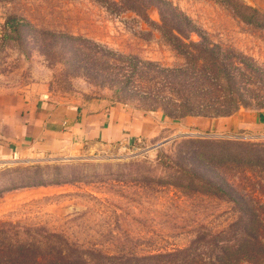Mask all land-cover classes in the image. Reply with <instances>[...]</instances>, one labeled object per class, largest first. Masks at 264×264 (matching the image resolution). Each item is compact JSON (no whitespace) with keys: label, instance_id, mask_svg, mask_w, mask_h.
Segmentation results:
<instances>
[{"label":"rangeland","instance_id":"obj_1","mask_svg":"<svg viewBox=\"0 0 264 264\" xmlns=\"http://www.w3.org/2000/svg\"><path fill=\"white\" fill-rule=\"evenodd\" d=\"M85 1L0 0V91L46 80L59 101L107 98L172 118L264 112V28L225 2L161 0L196 31L178 40L170 27L188 26L169 20L176 12L158 0H149L146 18L119 0ZM244 1L264 11V0ZM11 17L24 24L10 30ZM252 146H264V127L0 163V246L84 264H201L224 245L264 239V152L245 149ZM204 168L212 178H197ZM247 218L262 221L254 234Z\"/></svg>","mask_w":264,"mask_h":264},{"label":"crops","instance_id":"obj_2","mask_svg":"<svg viewBox=\"0 0 264 264\" xmlns=\"http://www.w3.org/2000/svg\"><path fill=\"white\" fill-rule=\"evenodd\" d=\"M260 127L264 124L257 115L249 113L172 118L137 112L107 98L59 101L51 96L46 80L0 91V163L33 154L91 153L113 145L155 143L201 133H251Z\"/></svg>","mask_w":264,"mask_h":264},{"label":"trees","instance_id":"obj_3","mask_svg":"<svg viewBox=\"0 0 264 264\" xmlns=\"http://www.w3.org/2000/svg\"><path fill=\"white\" fill-rule=\"evenodd\" d=\"M222 2H225L230 9L232 10L235 17L243 21L245 24L262 27L264 28V11L260 10L256 7H253L249 4H247L244 0H221ZM158 2L163 5V11L167 10L168 8L170 13H175V9L170 7L169 5L165 4L161 0H158ZM119 3L125 7L124 9L127 11H130L136 15H139L143 18H146V12L148 8L151 6L149 3V0H119ZM167 7V9L165 8ZM159 15L161 18V22L166 20V18L163 17L162 20V8L159 7ZM164 13V12H163ZM178 16H176V15ZM175 14L171 15L168 19L171 20V18L175 21L176 17H178L179 24H184L188 26V30L184 31L183 27L179 26L178 23H174L176 25H173V27H170L169 34L170 37H174L179 40L180 38H187V35L190 33H196L195 30H192V26L190 25V21L187 17L181 15L179 12H176ZM18 22L22 25L24 24L22 20L16 17H11L6 21V25H9L10 30H15L17 28ZM10 23V24H9ZM183 26V25H182ZM51 34V33H50ZM185 116H198L197 114H194L192 112L186 111L181 117ZM257 120L260 123L264 124V112H258L257 113ZM184 144H196V145H205L207 148H205L203 151H210V146L205 143L202 140L199 139H189L184 141ZM239 147L243 148V144L238 145ZM245 149H249L251 151H254V155L261 154V152H264V146H252ZM204 152H197L196 157L199 159L202 157V154ZM205 156V155H204ZM203 158V157H202ZM204 167V166H203ZM262 170L259 171V181L258 188L264 189V159L263 164L261 165ZM207 168H204L203 170H200L197 174L198 179H205L208 180L212 178L213 172H210L206 170ZM205 173H211L212 175H207L205 177ZM216 178V176H213ZM205 186L208 189L214 190L215 192L224 193L221 190L228 191L231 194H234L237 196L236 193H234V190L231 188L230 185H212L208 181H205ZM226 194V193H225ZM236 198V197H233ZM238 198V197H237ZM240 200V199H239ZM248 219V218H247ZM249 223L245 224V231L247 235L254 234L255 231L252 230V228L256 226H261V219H248ZM249 232V233H248ZM188 250L187 248L183 250H179L175 253L167 254L163 256L170 258L175 257L176 255H181L183 253H186ZM183 263L182 264H198L196 261H192L191 257H182ZM244 261L245 264H248L251 261H257L261 262L259 264H264V239H262L259 235H256L254 237L245 238L242 242L238 245H224L220 248V250L216 253V255L212 258L205 259L202 261L201 264H243ZM0 264H84L83 261L79 259H59L56 257H50V258H40L37 257L33 250L30 248V246H27L26 244H16V245H9V246H0Z\"/></svg>","mask_w":264,"mask_h":264}]
</instances>
